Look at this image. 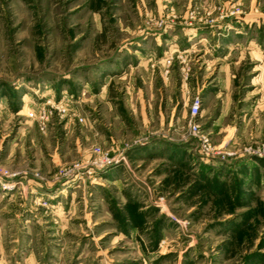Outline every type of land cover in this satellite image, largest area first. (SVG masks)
Masks as SVG:
<instances>
[{"label":"rangeland","instance_id":"374dc122","mask_svg":"<svg viewBox=\"0 0 264 264\" xmlns=\"http://www.w3.org/2000/svg\"><path fill=\"white\" fill-rule=\"evenodd\" d=\"M256 161L264 0H0V264H264Z\"/></svg>","mask_w":264,"mask_h":264},{"label":"built area","instance_id":"2783aa9c","mask_svg":"<svg viewBox=\"0 0 264 264\" xmlns=\"http://www.w3.org/2000/svg\"><path fill=\"white\" fill-rule=\"evenodd\" d=\"M200 106H201V102H200V100L198 98L191 103V105H190V113H191L192 117H194V116H196L198 114ZM196 127L197 126L195 125L194 128H196Z\"/></svg>","mask_w":264,"mask_h":264},{"label":"crops","instance_id":"0c3cea01","mask_svg":"<svg viewBox=\"0 0 264 264\" xmlns=\"http://www.w3.org/2000/svg\"><path fill=\"white\" fill-rule=\"evenodd\" d=\"M240 124H241V125H240V129H241V130H240V134H241V137H242V136H244V134L246 133V132H245L246 127H245V129H243V128H244V126H243V122H241ZM255 135H256V136H259V133L256 131V132H255ZM252 161H253V160H252ZM256 162H257V161H256ZM239 163H241V161H240ZM257 163H258V164L260 163V164H263V165H264V163H263V162H260V161H258ZM260 164H259V165H260ZM238 165H239V164H238Z\"/></svg>","mask_w":264,"mask_h":264}]
</instances>
